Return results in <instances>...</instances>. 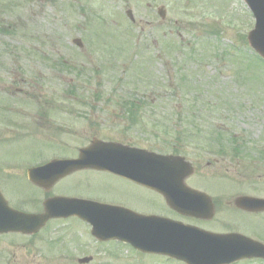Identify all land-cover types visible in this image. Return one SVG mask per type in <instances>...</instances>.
<instances>
[{"label":"rangeland","instance_id":"rangeland-1","mask_svg":"<svg viewBox=\"0 0 264 264\" xmlns=\"http://www.w3.org/2000/svg\"><path fill=\"white\" fill-rule=\"evenodd\" d=\"M15 7L19 9L6 16L9 31L0 35V92L7 90L10 95L3 106L15 111L12 121L27 127L23 133L11 132L10 126L0 122V134L9 136L13 143L27 144L1 147L0 143V151L48 150L44 142L32 143L36 132L33 106L37 101L40 105L43 101L53 106H97L95 119L118 122L115 114L128 106L130 98H143L148 103L143 120L150 123L156 135V123L169 126L161 121V115L172 118V126L179 130L176 110H163L177 107L181 108L179 115H183L186 126L192 123L188 122L189 116L194 115L191 121L202 133L213 126L221 134L236 137L239 143L243 139L249 146L264 144L257 140L264 136V69L246 44L254 20L241 0H21ZM161 7L166 12L163 19L157 13ZM128 10L133 21L126 15ZM75 39L81 40L83 48L73 44ZM7 42L12 49L26 44V54L22 48L9 54L14 57L2 56ZM237 43L243 45V51L234 50ZM19 58L22 61L16 60ZM21 100L27 104L20 106ZM2 114L0 109V120ZM195 129L194 133L201 137ZM48 135L43 133L41 138ZM112 136L118 134L114 131ZM164 136L167 144H177L176 135ZM138 138L142 140L141 147L145 143L154 148L151 141ZM70 142L74 148L79 141L71 137ZM153 142L166 148L164 141ZM53 150L54 147L49 152ZM245 150L244 159L238 163L242 168H253V160L259 155ZM192 155L188 157L191 162L195 159ZM205 163L204 158L202 165ZM196 178L190 180L191 187L196 184L197 189L213 193L224 189L222 184L211 186L208 178ZM131 187L105 175H85L81 181L70 179L60 189L120 203L140 213L163 211L160 199ZM240 221L233 220L232 227L244 231L247 228ZM188 223L192 225V221ZM88 230L85 224L69 221L50 225L47 233L33 240L6 236L0 238V257L8 264H76L67 260L71 252L93 257L90 264H180L111 244L100 247ZM261 231L264 233V229Z\"/></svg>","mask_w":264,"mask_h":264},{"label":"flooded vegetation","instance_id":"flooded-vegetation-1","mask_svg":"<svg viewBox=\"0 0 264 264\" xmlns=\"http://www.w3.org/2000/svg\"><path fill=\"white\" fill-rule=\"evenodd\" d=\"M87 110H90V113L87 114ZM98 110L97 106H37L35 108L34 123L36 124V130L38 133L41 132V134H49L51 148L54 147V150L44 153L0 151V195L10 207L38 214L43 212L44 203L53 197H76L99 201L95 197H89V195H82L80 193L68 194L66 190H61L60 187L62 184L68 183L70 179L81 181L85 175H105L126 186H132L131 188L134 187L136 190L138 189L156 199H160L164 208L161 213L149 211L140 213L120 203L114 205L140 214L166 216L185 224H190L188 222L192 221V225L214 234H240L247 239V243L244 244L245 250L254 255L253 258L245 259L241 263L264 264V233L261 231L264 229V168L260 167L264 166L263 143V145H259L262 151H257V153L261 152L259 157H262V160L259 159L257 166L255 164L253 168L240 167L239 161L236 159L237 157H233L232 153L229 154L226 147L230 144L227 140L233 137L230 138L228 136L219 137L220 139L212 143L207 152L211 160H207L204 165H202V160L194 162L196 166H194V175L189 177L186 183L192 178L197 177L196 181L208 178L211 186H219L220 184L224 186L222 192L216 190L214 193L197 189L198 185L196 184L192 187L195 190L204 192L210 198L209 201H204L205 203H211L213 213L210 219H199L179 214L170 209L164 199L156 192L137 185L131 182L130 179L101 170L77 169L71 173H65V175L58 179H54L55 176L50 174H40L37 177V181L42 182L44 187H40L32 182L28 177V171L32 168L42 167L48 163V161H43L44 154L49 153L51 160L73 159L79 155L80 149L89 146L92 141L97 140L135 146L133 144V137L129 135L128 130L120 128L127 122L126 119H117L119 120L118 122L113 120L100 121L101 119L93 117V114L98 113ZM10 111L11 109L7 107L6 112H4L5 117L2 119L3 122L9 123L15 121H12V118L6 117L10 114H15V111ZM87 116L90 118H87ZM108 122H110L109 125H107ZM113 125H115L114 128H111L110 126ZM114 131L118 136H112V132ZM71 137H76L79 141L74 148L71 147ZM0 142H2V136H0ZM58 149L62 152L58 151ZM241 152L240 156L241 154H245ZM233 161L235 164H233ZM209 169L212 171H207ZM254 169L257 172H253L252 170ZM255 175L256 177H254ZM238 190L241 192H238ZM222 194L225 195L222 196ZM238 197L259 200V205L256 207L240 208L235 204V200ZM71 219L77 220V218H70L68 220ZM238 219H241L240 222L247 229L239 231L232 227L233 220ZM56 221L57 219L50 222ZM58 221L66 220L61 219ZM27 238L30 239L32 237Z\"/></svg>","mask_w":264,"mask_h":264},{"label":"water","instance_id":"water-1","mask_svg":"<svg viewBox=\"0 0 264 264\" xmlns=\"http://www.w3.org/2000/svg\"><path fill=\"white\" fill-rule=\"evenodd\" d=\"M245 1L256 20L248 40L251 47L264 58V0ZM120 149L116 146L97 148L93 145L82 151L78 161L69 163V168H77L75 163L81 160L85 163L82 166L120 173L161 193L168 206L178 212L195 217H210L207 214L209 208L206 210V205L198 202L202 196L183 186V178L187 174L182 161L142 154L143 163L152 168V172L124 171L116 162L118 160L112 157ZM94 150H103L105 154L99 158L87 157ZM129 155L135 156L132 153ZM238 205L241 206V203L238 202ZM87 206H90L89 212H81L80 209ZM68 209L74 210V214L92 225V235L96 238L126 241L139 250L166 255L186 264H224L250 256L241 249L245 241L240 236H215L170 220L138 216L118 208L67 199L48 202L45 214L41 216L16 212L0 202V233L37 232L50 217L71 215L66 212Z\"/></svg>","mask_w":264,"mask_h":264},{"label":"trees","instance_id":"trees-1","mask_svg":"<svg viewBox=\"0 0 264 264\" xmlns=\"http://www.w3.org/2000/svg\"><path fill=\"white\" fill-rule=\"evenodd\" d=\"M131 104V103H130ZM132 106H136V105H133V104H131Z\"/></svg>","mask_w":264,"mask_h":264}]
</instances>
